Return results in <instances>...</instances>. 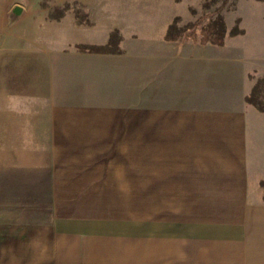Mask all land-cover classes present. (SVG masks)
Wrapping results in <instances>:
<instances>
[{"label":"crops","instance_id":"obj_1","mask_svg":"<svg viewBox=\"0 0 264 264\" xmlns=\"http://www.w3.org/2000/svg\"><path fill=\"white\" fill-rule=\"evenodd\" d=\"M80 1L87 23L74 8L52 15L57 1L0 0V138L20 140L4 154L24 155L29 178L19 185L54 188L45 192L55 204L50 223L40 215L31 225L0 224V250H22L14 264L73 261L67 236L76 234L72 212L82 196L139 185L133 158L129 166L108 156L138 154L147 107L151 173L164 191L155 214L164 228L169 215L179 219L172 241L178 234L181 262L185 253L196 264H264V112L248 99L251 68L237 58L167 51L163 33L138 36L132 27L151 26V5L131 16L124 3L105 7L120 0ZM16 5L22 11L12 15ZM114 28L120 42L107 50ZM54 234L65 242L45 241Z\"/></svg>","mask_w":264,"mask_h":264},{"label":"rangeland","instance_id":"obj_2","mask_svg":"<svg viewBox=\"0 0 264 264\" xmlns=\"http://www.w3.org/2000/svg\"><path fill=\"white\" fill-rule=\"evenodd\" d=\"M44 1H57L58 5L52 11L54 16L65 13L68 8H74L78 21L87 23L89 19L80 0ZM106 3L105 7L124 3L128 6L124 13L131 16L135 14V6L145 8L151 5V26L141 24L132 28L140 37L146 32H151V38H160L163 33L170 41L167 51L179 50L187 55L202 53L205 57L243 60L246 66L251 68L255 81L249 101L264 112V0H120L116 3ZM139 12L145 14L148 11ZM114 15L116 17V14ZM118 15H121V11ZM109 34L105 48L115 50L121 35L116 28ZM94 47L93 45L92 49ZM145 102L150 104L149 99ZM145 104L142 105L146 106ZM148 109L145 107L140 112L138 154L108 156V161L111 158V161L115 160L116 163L128 161L129 166L133 158L134 168H139V178L133 182L139 185L91 188V195L87 193L82 196V204L78 201V209L72 212L79 215L73 220L76 234L67 236L70 237L68 240L71 244H76V251L73 252L75 257L73 261H66L64 264H196V259H187L185 253L181 262L178 234L175 236L176 241H172V232L178 233L179 219L169 215V218L164 220L167 224L164 228L163 220L159 226L158 213L155 214L159 205L157 200L163 197L164 191L163 185L158 186L157 179L154 181V174L151 173V122H148L151 110ZM19 142L20 140L0 138V224L18 226L16 223L25 222L28 218L27 221L31 225L36 221L34 218L40 215L43 216L41 221L50 223L55 204L51 202V199L54 202V198L49 192L54 188L24 186L26 181L20 186L18 179L29 178V173L20 169L24 155L4 154L13 150V145L17 146ZM127 173L125 171L126 175ZM47 189L49 192H45ZM167 191L170 194L169 188ZM79 206L85 210L78 213ZM173 226H177L174 231ZM46 228L49 227L45 226V230ZM14 237L15 235L10 234V240ZM28 237L30 240L31 234ZM63 237L59 234L44 236L45 241L53 238L55 242L61 243L65 242ZM104 242H107L106 245ZM103 246L108 248L107 255L102 250ZM1 247L3 249L6 246ZM84 247L86 249H83ZM13 249L7 246L6 251L0 250V264H14L12 259L17 253H23L22 250L18 252ZM48 253L51 256V251ZM50 259L44 257L43 264H55ZM27 264H35V261L28 258Z\"/></svg>","mask_w":264,"mask_h":264},{"label":"water","instance_id":"obj_3","mask_svg":"<svg viewBox=\"0 0 264 264\" xmlns=\"http://www.w3.org/2000/svg\"><path fill=\"white\" fill-rule=\"evenodd\" d=\"M21 11H22L21 6L16 5V6L13 8V11H12L13 14H12V15H14V14L19 15V14L21 13Z\"/></svg>","mask_w":264,"mask_h":264},{"label":"trees","instance_id":"obj_4","mask_svg":"<svg viewBox=\"0 0 264 264\" xmlns=\"http://www.w3.org/2000/svg\"><path fill=\"white\" fill-rule=\"evenodd\" d=\"M250 100V98H248Z\"/></svg>","mask_w":264,"mask_h":264}]
</instances>
